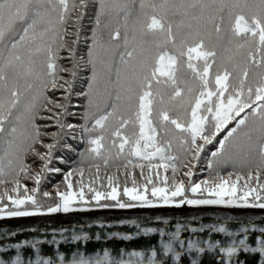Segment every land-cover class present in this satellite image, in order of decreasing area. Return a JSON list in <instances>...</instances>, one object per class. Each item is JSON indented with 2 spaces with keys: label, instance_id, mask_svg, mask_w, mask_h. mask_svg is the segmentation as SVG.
<instances>
[{
  "label": "snow or ice",
  "instance_id": "6c2138e0",
  "mask_svg": "<svg viewBox=\"0 0 264 264\" xmlns=\"http://www.w3.org/2000/svg\"><path fill=\"white\" fill-rule=\"evenodd\" d=\"M202 158L208 174L194 178ZM182 205L264 210V0H0V218ZM130 223L167 236L162 253H43L53 236L0 247V264L205 252L180 224ZM207 227L232 238L204 242L222 264H264V227Z\"/></svg>",
  "mask_w": 264,
  "mask_h": 264
},
{
  "label": "water",
  "instance_id": "95a60500",
  "mask_svg": "<svg viewBox=\"0 0 264 264\" xmlns=\"http://www.w3.org/2000/svg\"><path fill=\"white\" fill-rule=\"evenodd\" d=\"M131 221H136L145 227L163 228L166 233L175 231V226L180 224L185 230L181 231V239L198 241L205 248L204 253L183 252L182 264H191L193 259L198 264H222L223 254L218 249L208 250L205 241L215 243L220 241L222 246H227L232 242V238L224 233L212 231L208 225L216 227L224 226L228 231H238L241 224L254 230L258 235V229L264 227V210L245 209H166V210H137V211H104L95 212L76 217H56V218H23L0 222V247L14 243H23L24 240L50 241L53 236L59 244L40 245L43 253L64 252L71 256L72 252H85L87 255L103 254L108 250L114 254L117 250L127 259V254L133 251H143L145 255H150L151 249L155 248L158 253H162V242H167L168 237H161L159 232L144 235ZM167 221V224H165ZM195 228L196 232L191 230ZM203 228V231L199 229ZM33 229L35 231H33ZM5 232H15L16 235L3 236ZM85 236L87 241L81 239L73 241V235ZM99 236V239H97ZM130 239H124V237ZM251 246H255L254 244ZM178 248V246H177ZM178 250H180L178 248ZM14 253L15 250L11 249ZM255 254L238 253L241 261L248 260ZM34 258V256H33ZM235 259V258H234ZM168 264H173L169 259Z\"/></svg>",
  "mask_w": 264,
  "mask_h": 264
},
{
  "label": "rangeland",
  "instance_id": "374dc122",
  "mask_svg": "<svg viewBox=\"0 0 264 264\" xmlns=\"http://www.w3.org/2000/svg\"><path fill=\"white\" fill-rule=\"evenodd\" d=\"M59 95V93L57 94ZM77 100V99H76ZM78 102H75L77 104L81 103L80 100H77ZM74 111H80V109H73ZM72 122H74L72 120ZM76 122V121H75ZM74 122V123H75ZM82 147V146H81ZM70 155H72L70 153ZM69 158L71 159V157L69 156ZM206 161L202 158L200 165L197 168V172H202L201 174H197L196 177L194 178H204L207 174H208V170L206 167ZM57 166L61 167L63 170H67L69 165H61L57 163ZM49 179L51 180L52 184L55 183H59L60 180L62 179V176L60 174H51ZM29 186H31V182H29ZM47 190H51V185L47 186ZM191 206V209H203V208H220V209H241V208H234V207H227V206H223V205H198V206ZM175 206H161L158 208H136V209H114V208H110V209H97V208H91V209H87V210H83V211H75V212H79L81 214L83 213H95V212H104V211H117V210H123V211H137V210H166V209H174ZM245 210H256V209H245ZM23 218H28V217H16V218H0V222L2 221H10L13 219H23ZM31 218V217H30Z\"/></svg>",
  "mask_w": 264,
  "mask_h": 264
},
{
  "label": "bare ground",
  "instance_id": "6f19581e",
  "mask_svg": "<svg viewBox=\"0 0 264 264\" xmlns=\"http://www.w3.org/2000/svg\"><path fill=\"white\" fill-rule=\"evenodd\" d=\"M174 209L177 210H187V209H191L190 205H182L180 207H174ZM215 209V208H213ZM87 214H92V213H79V212H70V213H53V214H47V215H40V216H33L31 218H56V217H76V216H80V215H87Z\"/></svg>",
  "mask_w": 264,
  "mask_h": 264
},
{
  "label": "trees",
  "instance_id": "16d2710c",
  "mask_svg": "<svg viewBox=\"0 0 264 264\" xmlns=\"http://www.w3.org/2000/svg\"><path fill=\"white\" fill-rule=\"evenodd\" d=\"M84 25H85V34L86 35H90V32H88L87 31V29H88V27L90 26L89 25V21H88V19H85V21H84ZM86 51V50H85ZM75 102H78L75 98H74V100H73V103L74 104H77V103H75ZM74 122L76 121L75 119L73 120ZM73 122V123H74ZM69 143H72V141H69ZM209 147H211V146H209ZM68 156H70L71 158H74L73 157V154L72 155H70V153L68 154ZM210 158V157H209ZM59 164V163H58ZM202 172H197V174H201Z\"/></svg>",
  "mask_w": 264,
  "mask_h": 264
}]
</instances>
